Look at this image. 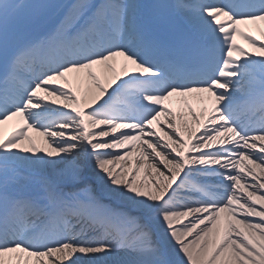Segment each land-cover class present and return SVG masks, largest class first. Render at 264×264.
I'll return each mask as SVG.
<instances>
[{
    "label": "snow or ice",
    "instance_id": "6c2138e0",
    "mask_svg": "<svg viewBox=\"0 0 264 264\" xmlns=\"http://www.w3.org/2000/svg\"><path fill=\"white\" fill-rule=\"evenodd\" d=\"M0 264H264V0H0Z\"/></svg>",
    "mask_w": 264,
    "mask_h": 264
},
{
    "label": "bare ground",
    "instance_id": "6f19581e",
    "mask_svg": "<svg viewBox=\"0 0 264 264\" xmlns=\"http://www.w3.org/2000/svg\"><path fill=\"white\" fill-rule=\"evenodd\" d=\"M240 42V41H238ZM251 51V49H249ZM84 161V158L82 157L81 158V162L80 163H83ZM83 169V168H82ZM83 175H84V169H83ZM91 178L94 179V169L93 167L91 168L89 174H88ZM143 175H144V171L143 169L141 170V173H140V177L143 178ZM83 178H86L85 176H83ZM96 189V195L101 199V201L105 204H110V203H113V201L107 196L106 193L103 192V190H101L100 188H95ZM121 207H127L126 205H121Z\"/></svg>",
    "mask_w": 264,
    "mask_h": 264
},
{
    "label": "rangeland",
    "instance_id": "374dc122",
    "mask_svg": "<svg viewBox=\"0 0 264 264\" xmlns=\"http://www.w3.org/2000/svg\"><path fill=\"white\" fill-rule=\"evenodd\" d=\"M95 187V186H94ZM121 206V205H120ZM125 206V205H124Z\"/></svg>",
    "mask_w": 264,
    "mask_h": 264
}]
</instances>
